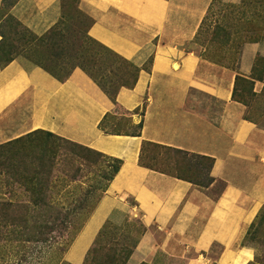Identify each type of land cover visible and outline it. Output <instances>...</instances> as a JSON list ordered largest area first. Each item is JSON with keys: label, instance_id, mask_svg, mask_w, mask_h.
Returning <instances> with one entry per match:
<instances>
[{"label": "crops", "instance_id": "0c3cea01", "mask_svg": "<svg viewBox=\"0 0 264 264\" xmlns=\"http://www.w3.org/2000/svg\"><path fill=\"white\" fill-rule=\"evenodd\" d=\"M212 1L78 0L92 20L88 35L139 68L115 103L79 67L59 80L24 57L0 65V144L44 130L122 161L65 251L67 262L82 264L102 226L127 218L140 220L145 231L125 264H152L162 253L185 264L251 258L252 250L238 243L264 207V125L245 118L247 107L232 99V90L236 74L251 79L256 94L263 90L264 35L243 43L232 64L198 53L191 44ZM257 2L263 10L264 0ZM9 13L39 36L60 20L62 0H17ZM123 116L141 122L139 135L100 127ZM143 141L212 157L213 181L199 187L141 165ZM218 181L224 187L211 196ZM214 245L221 248L216 259L191 257Z\"/></svg>", "mask_w": 264, "mask_h": 264}, {"label": "rangeland", "instance_id": "374dc122", "mask_svg": "<svg viewBox=\"0 0 264 264\" xmlns=\"http://www.w3.org/2000/svg\"><path fill=\"white\" fill-rule=\"evenodd\" d=\"M11 1L6 0V3ZM257 1L245 0L234 4L224 0H213L191 47L198 53L210 54L224 63L232 64L243 43L260 39L264 35V7L263 10L259 9L262 3ZM2 13H5V10H0V31L3 33V41L0 45L1 54L7 51V56L24 57L31 62L40 61L57 76H64L73 68L83 64L96 74L105 87L109 88H116L121 83L117 82L116 73L125 71L127 82L130 80L128 76L134 73V69L117 59L112 50L88 35L89 19L77 9L75 0H62L60 20L45 33V37L48 38L47 44L44 43L46 42L44 38L39 45V41L34 39L38 36L21 25L13 24V21L8 20ZM146 65L147 62L143 67ZM243 97L249 106H246L249 116L256 119L260 125H264V90L256 96L243 91ZM115 112L123 114L124 111L116 107ZM124 118L126 117L123 116L122 119ZM118 122L108 117L102 121L100 127L108 131L131 129V125L126 123L127 119ZM36 143L33 141L30 146L21 150V153H17L15 160L20 159L18 155L34 154ZM50 143L49 141L45 146L50 147ZM61 147L64 150L63 146ZM73 149L77 151L71 146H65V152L59 150L52 163L97 165L90 167L89 171L85 168L76 182L60 179L58 185L55 186L51 201L54 200L59 206H63L62 211H64L71 208L72 200L82 196L85 207L78 212L70 210L71 222L63 228L53 227V230L48 233H39L42 216L38 214L41 213V208L34 207L31 203L27 205L29 197L24 186L6 180V176L0 170V264H71L65 260L64 253L97 199L104 193V191L95 190L84 196L85 192L94 184L96 178L94 173L101 167L104 168L105 164H111L109 156L95 153L92 155L96 157V161L86 162V159L80 156H72ZM187 153L190 152H179L176 148L155 143L144 147L141 159L166 172L175 174L177 169L180 176L193 175L197 180L207 183L209 161L195 153H191L193 155ZM176 162H180L179 166L174 165ZM192 172L196 173L192 174ZM59 178L63 177L59 176ZM223 186L224 183L218 181L208 190V193L216 196ZM139 228L136 219L127 218L120 225L113 224L107 226L103 232H98L93 243L95 242L97 247H108L114 244L130 247L140 236ZM16 231H22L24 236L30 233L29 239L31 240L25 241L20 239L23 237L17 238ZM243 247L253 252L251 258L244 264H264V207L259 210L243 238L240 239L238 248ZM220 251V246L214 245L208 253L191 252V257L201 256L213 260L217 258ZM87 255L86 253L82 264L86 263ZM157 258L159 262L155 264H184V259L182 262L164 253L158 255Z\"/></svg>", "mask_w": 264, "mask_h": 264}, {"label": "trees", "instance_id": "16d2710c", "mask_svg": "<svg viewBox=\"0 0 264 264\" xmlns=\"http://www.w3.org/2000/svg\"><path fill=\"white\" fill-rule=\"evenodd\" d=\"M16 1L17 0H12L9 3H6V0H2V6L0 10L1 9L5 10V13L2 14H5L8 20L13 21V24L23 26L18 20H16L9 13V7H11ZM77 3L78 0H75L76 7L78 9ZM88 19L90 25L92 20L89 17ZM25 29L28 30L26 27ZM34 35L38 36L36 34ZM0 36H1L0 39V45H1L3 41V33L1 31H0ZM45 36L46 34L43 36L35 37L34 39L38 40L40 45L44 41V38L45 41L48 39ZM44 43L47 44V41ZM7 53H8L7 51L6 52L4 51L3 54L0 53V65H5L14 58L11 56H7ZM113 55L117 59L126 63L127 65L131 66L134 69V73L128 76L130 78L129 82H127V76H125V71H121L119 74L118 73L115 74L117 82L119 81L121 82L116 88L105 87L100 82V79L96 76V74L91 72V70L87 69L85 65L80 64L79 68L82 69L86 74H88V76H90L100 86V88L104 91V93L115 103L116 93L118 89L122 86H132L137 79L139 68L135 66L133 63H131L129 60H126L125 58L121 57L115 52H113ZM207 55L208 57H213V55L206 54V56ZM32 63L42 67L44 70H46L48 73H50L59 80L66 79L71 72L70 71L69 73L64 74V76H57L52 70L48 69L44 64H42V62L39 61ZM150 63H151V58L148 60L147 65L144 66L143 68L145 70H149ZM252 87H253V81L251 79L246 78L240 74H236L234 77L232 99L241 102L242 104L249 107L247 101L243 97V91H247L249 92L250 95L256 96L257 94L253 91ZM245 118L257 123L256 119L249 116L248 111H246ZM126 123L128 125H131L130 130L116 129L115 131H108V130L106 131L115 134H121V133L132 134V135L140 134V130L142 127L141 122H138L137 124H132L131 122L127 121ZM33 141L37 142L36 144H34V154H29V155L24 154V156L18 155L20 159L15 160L16 154L19 152L21 153V150L30 146V144H32ZM49 141L51 142L50 147L48 146L46 147L45 144L47 145ZM152 144L155 143L149 141L142 142L140 147L139 159H138L141 165L153 170H157L166 174L173 175L178 178L185 179L199 187H208V185L213 181L212 177L209 175V171L213 163L212 157L196 154L197 156H200L201 158L207 159L209 161L208 182L203 183L201 180H197L195 177H193V175H182V176L178 175L179 172L177 171V169H176V173L173 174L157 168L154 164L144 162L141 159L143 149L146 145H152ZM61 146H63L64 150H65V146H71L76 148L77 151L73 149L72 156H80L86 159V162L96 161V157H94L92 153H95L97 155H103L98 151L92 150L90 148L69 141L65 138H62L49 131H44V130H34L18 138H15L11 141L0 144V170L6 176L7 178L6 180H9L14 184H19L24 186V190L27 192L29 197L27 205L31 203L32 206L41 208V213L38 214V216L43 217V218L41 217L40 220L42 224L39 226L40 229L39 233L41 234L50 232L51 230H53V227L55 229L66 227L71 222L72 219V216H70L69 211L75 210L76 212H78L84 209L85 207L83 203L84 197L82 196L72 200L71 208L66 209L64 211H62L63 206H59L54 200L51 201V197L55 190V186L58 185V181L60 179L61 180L65 179L67 180V182H76L82 176L85 168H88L89 171L90 167H92L93 165H97V164H53L52 161L54 157L57 155V152L59 150H62ZM177 151L182 152L183 150L177 149ZM81 153H85L86 155ZM187 154L193 155L191 153H187ZM110 160H111V164H105L104 168L101 167L99 170L96 171V173H94V175H96L94 184H92V186L86 190L84 196L89 195L91 192L95 190H101L102 192L105 191L107 184L110 182V180H112V178L117 173L122 163V161L118 158L110 157ZM178 164H180V162H176L174 165L179 166ZM194 173L196 172H192V174ZM59 176H62L63 178H59ZM102 181L104 182L103 184ZM222 189H220V191L217 192L216 196L220 194ZM98 200L99 199H97V201ZM136 222L140 227L139 235H141L145 231V227L142 225L140 220L136 219ZM112 225L113 224H111L110 222H106L99 230V233L103 232V230L107 226H112ZM15 234L17 235V238L23 237L20 238L21 240H25V241L31 240L29 239L31 237L30 233H27V236H24L22 231H16ZM136 243L137 240L130 247L119 244L109 245L108 247L105 246L97 247L94 244L92 245V247H90V249H88L87 252L88 255L85 264H125L128 258L130 257ZM179 260L183 262V259H179ZM158 262H159L158 258H156L153 264ZM185 263L186 262L184 260V264Z\"/></svg>", "mask_w": 264, "mask_h": 264}]
</instances>
